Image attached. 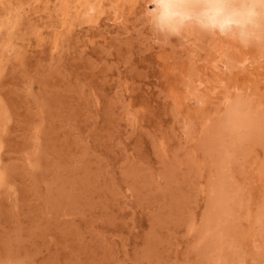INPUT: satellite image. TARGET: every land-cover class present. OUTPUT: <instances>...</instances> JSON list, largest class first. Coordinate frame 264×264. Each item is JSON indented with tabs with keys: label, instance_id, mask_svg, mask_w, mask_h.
I'll use <instances>...</instances> for the list:
<instances>
[{
	"label": "rangeland",
	"instance_id": "374dc122",
	"mask_svg": "<svg viewBox=\"0 0 264 264\" xmlns=\"http://www.w3.org/2000/svg\"><path fill=\"white\" fill-rule=\"evenodd\" d=\"M248 1L145 0L0 75V264H264V11L227 21Z\"/></svg>",
	"mask_w": 264,
	"mask_h": 264
},
{
	"label": "bare ground",
	"instance_id": "6f19581e",
	"mask_svg": "<svg viewBox=\"0 0 264 264\" xmlns=\"http://www.w3.org/2000/svg\"><path fill=\"white\" fill-rule=\"evenodd\" d=\"M175 1L177 6L183 2V0ZM204 1L207 8L213 11L214 17L224 10L222 0ZM144 2L145 0H0V75L6 74L14 67L25 69L29 58L37 52L45 51L48 59L53 62L54 59H59L68 53L72 41L75 47H78L77 42L84 43L83 39L88 37L84 47L92 45L97 37L90 35L102 18L107 16L114 22L127 19L142 7ZM240 11V14L228 18L227 21L231 19L247 23L253 19V16L262 13L264 7L259 0H249ZM35 79L28 77L26 80L25 91L28 94H32ZM44 97L38 93L35 98L39 112L46 106ZM14 116L9 99L0 94L2 134L9 128ZM39 143V139L36 138L33 148L37 149ZM3 148V142L0 140V190L4 188V193L9 200L12 197V203L16 205L19 190L16 183L8 178Z\"/></svg>",
	"mask_w": 264,
	"mask_h": 264
},
{
	"label": "snow or ice",
	"instance_id": "6c2138e0",
	"mask_svg": "<svg viewBox=\"0 0 264 264\" xmlns=\"http://www.w3.org/2000/svg\"><path fill=\"white\" fill-rule=\"evenodd\" d=\"M160 2L166 4L168 2V0H160Z\"/></svg>",
	"mask_w": 264,
	"mask_h": 264
}]
</instances>
